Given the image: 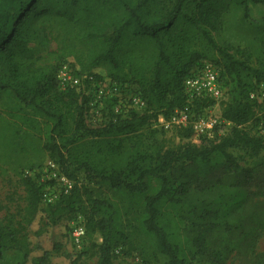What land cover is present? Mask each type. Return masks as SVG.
Listing matches in <instances>:
<instances>
[{
    "label": "trees",
    "instance_id": "obj_1",
    "mask_svg": "<svg viewBox=\"0 0 264 264\" xmlns=\"http://www.w3.org/2000/svg\"><path fill=\"white\" fill-rule=\"evenodd\" d=\"M249 3L264 0H0V98L16 99L21 113L14 116L25 122L44 119L43 148L75 181L69 193L42 207L44 185L24 177L28 227L42 221L43 213L51 232L64 213L82 216L87 234L102 237L97 264H114L117 248L130 246L124 217L131 204L141 206L139 229L165 264H228L235 251L264 229V201L249 212V194L239 188L243 184L229 186L212 199H190L195 183L216 186L212 177L219 170L252 178L264 168V136L246 129L249 123L258 125L260 105L251 93L264 71L253 65L248 51H232L213 35L231 5L247 11ZM51 29L61 61L73 56L89 76L135 85L146 102L143 113L133 110L104 126L88 127V97L80 101L73 89L59 91L58 67L37 64L40 57L31 43L47 42ZM208 61L222 69L224 85L229 78L235 84L237 94L223 111L232 125L218 128L215 139L201 137L200 144L165 148L154 139L152 122L185 104V79ZM184 132L193 134L191 129ZM126 143L127 160L117 163L115 157L125 152ZM231 149L254 158V167L243 168ZM79 172L123 200L95 196L80 185ZM44 230L39 226L36 234ZM53 246H60L55 238ZM10 248L26 258L33 251L27 234L21 235L12 220L0 219V257ZM48 261L46 253L35 263ZM251 264H264V253Z\"/></svg>",
    "mask_w": 264,
    "mask_h": 264
},
{
    "label": "rangeland",
    "instance_id": "obj_2",
    "mask_svg": "<svg viewBox=\"0 0 264 264\" xmlns=\"http://www.w3.org/2000/svg\"><path fill=\"white\" fill-rule=\"evenodd\" d=\"M49 34L50 38L47 42L37 40L31 43V46L36 49V55L40 57L37 64L58 67L56 77L59 91L66 92L73 89L77 92L80 101L83 97H88V109L85 116L88 127L104 126L112 119L126 117L133 110L143 113L145 109H137L133 104L135 98H141L135 85H123L106 76L102 78L89 76L81 70L73 56L65 57L61 61L56 33L51 29ZM213 35L220 43L231 47L232 51L238 48L248 51L252 56L253 65L264 71V4L249 3L247 11L243 5H231L230 9L222 15V27L214 31ZM217 67L221 73L222 69ZM229 80L232 79L229 78ZM229 80L224 87L227 101L237 94L235 84ZM260 82H264V77ZM20 106L16 99L8 95L0 98V219L12 220L21 235L27 234L33 251L30 257L26 258L22 251L6 249L0 257V264H36V258L46 253L49 257L47 264H71L78 255L80 258L77 264H97L98 245L102 242V237L98 232L88 233L84 245L78 248L71 237V227L79 218L75 217L76 214L64 213L59 225L52 232L50 227L45 225L47 218L44 213L42 221L39 223L36 221L28 227L25 217L27 199L22 179L32 176L38 183L44 185V189L47 188L53 192L55 183L48 178L47 170L49 162L55 161L43 148L46 139L44 119L35 118L34 122H25L14 116L21 113ZM258 112L264 113V105L259 106ZM152 123L154 139L161 141L165 148H175L186 142L200 144V138L194 134L185 136V129L159 131L157 122L153 120ZM246 129L256 134L258 125L256 127L252 122L247 124ZM126 144L125 152L115 157L117 163H124L127 160L130 144ZM230 152L243 168L254 167V158L245 151L231 149ZM262 155L264 156V153ZM78 177L80 185L93 191L95 196L111 197L120 202L123 200L107 186L90 181L83 172H79ZM212 181L216 186L211 184L207 187L205 184L195 183L191 201L215 198L220 192H225L227 187L229 190L231 189L229 186L238 184L241 186L243 184L239 188L249 194L250 200L246 206L249 212L255 208V203L264 201V168H258L252 178L231 170H219L212 177ZM45 205L46 203L43 202L42 207ZM140 209L141 206L135 204H131V207L127 209L128 214L124 217V223L128 225L132 240L130 246L117 248L114 264H134L137 260L146 264H165L164 256L153 253L148 240L139 229ZM39 226L44 227L45 230L37 235ZM53 238L60 243L58 248H54ZM245 243L247 244L244 248L231 255L228 264H251L258 259V256L264 253V229H260L253 239Z\"/></svg>",
    "mask_w": 264,
    "mask_h": 264
},
{
    "label": "built area",
    "instance_id": "obj_3",
    "mask_svg": "<svg viewBox=\"0 0 264 264\" xmlns=\"http://www.w3.org/2000/svg\"><path fill=\"white\" fill-rule=\"evenodd\" d=\"M225 85L218 67L205 62L197 68L184 82L185 104L176 108L169 116L160 114L156 120L157 126L163 131L173 129H191L198 138L215 139L222 125L230 127L231 122L223 118L224 106L228 102ZM251 98L264 105V82H259L251 93ZM134 107L145 109L146 102L142 98L133 100ZM258 132L264 136V113L258 112ZM225 126V128H226ZM49 179L55 183L53 192L45 188L43 202L53 203L62 194L69 193L75 186V181L65 176L56 162H49ZM55 190V191H54ZM87 236L85 220L79 216L71 227V237L74 244L81 248ZM134 264H146L137 260Z\"/></svg>",
    "mask_w": 264,
    "mask_h": 264
}]
</instances>
